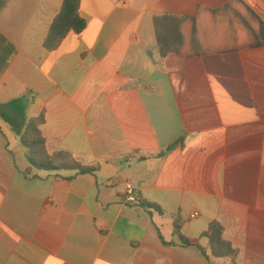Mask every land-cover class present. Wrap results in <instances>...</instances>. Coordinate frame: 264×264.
<instances>
[{
    "label": "crops",
    "instance_id": "crops-1",
    "mask_svg": "<svg viewBox=\"0 0 264 264\" xmlns=\"http://www.w3.org/2000/svg\"><path fill=\"white\" fill-rule=\"evenodd\" d=\"M6 1L0 264H264V0H80L85 30L54 48L64 0ZM160 18L180 52L162 57ZM28 91L27 123L43 114L48 155L74 168L28 161L2 117ZM213 224L235 257L212 256Z\"/></svg>",
    "mask_w": 264,
    "mask_h": 264
},
{
    "label": "trees",
    "instance_id": "trees-1",
    "mask_svg": "<svg viewBox=\"0 0 264 264\" xmlns=\"http://www.w3.org/2000/svg\"><path fill=\"white\" fill-rule=\"evenodd\" d=\"M6 0H0V13L6 7ZM172 19L169 18H160L156 19L155 25L158 33V46L162 57L166 56L170 52H180L178 40L175 36L172 35L170 30V23ZM176 21V20H175ZM178 20L177 22H179ZM86 20L83 19L80 15V0H64L62 8L56 19L54 20L50 32L47 38V45L49 48H54L66 37L70 31H75L76 33H81L86 28ZM16 55L15 47L8 41V39L0 34V78L6 71L9 62ZM34 97L31 91H28L26 95L21 98L15 99L5 105L4 107L9 108L13 112V119L9 118L7 115L2 114V117L11 124L14 128V131L22 136L20 132V126L18 121H22V126L24 123L26 126V134L32 137V140L25 141L22 137V144L26 150V157L30 164L39 170H61L66 167L74 168L75 165L67 164H57L56 159L48 155L45 148V141L43 139L41 127L45 122L44 115L42 114L38 118L27 123V111L30 106L34 103ZM21 126V127H22ZM175 145L170 146L162 155L173 150ZM90 171V170H88ZM85 172V170H81ZM140 204L146 208L155 209L162 216L165 215L164 211L147 201H140ZM182 222L180 219H174V231L178 239L180 240L181 247H193L198 249L204 256H207V253L198 245L192 244L182 233ZM209 236V249L211 254L215 258H233L236 256L237 251L232 248V246L223 239L222 228L218 224H213L211 226V233ZM163 240V238H162ZM164 241V240H163ZM166 245L177 244H168L164 241Z\"/></svg>",
    "mask_w": 264,
    "mask_h": 264
},
{
    "label": "built area",
    "instance_id": "built-area-1",
    "mask_svg": "<svg viewBox=\"0 0 264 264\" xmlns=\"http://www.w3.org/2000/svg\"><path fill=\"white\" fill-rule=\"evenodd\" d=\"M125 198L128 203L132 204H138L139 203V197L136 193L135 188L133 187L132 184L127 183L125 187ZM199 216V213L194 212L192 213L191 217L192 218H197Z\"/></svg>",
    "mask_w": 264,
    "mask_h": 264
},
{
    "label": "rangeland",
    "instance_id": "rangeland-1",
    "mask_svg": "<svg viewBox=\"0 0 264 264\" xmlns=\"http://www.w3.org/2000/svg\"><path fill=\"white\" fill-rule=\"evenodd\" d=\"M18 125L20 126V132L22 133V138L25 140V141H30V140H32V137L30 136V135H28V134H26L25 132H26V127H23L22 126V121L21 120H19L18 121ZM22 126V127H21Z\"/></svg>",
    "mask_w": 264,
    "mask_h": 264
}]
</instances>
